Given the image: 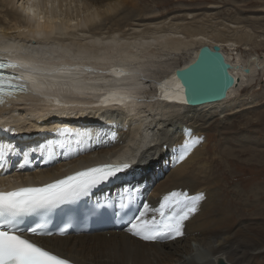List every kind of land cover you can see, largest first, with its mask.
<instances>
[{
    "label": "bare ground",
    "instance_id": "1",
    "mask_svg": "<svg viewBox=\"0 0 264 264\" xmlns=\"http://www.w3.org/2000/svg\"><path fill=\"white\" fill-rule=\"evenodd\" d=\"M26 1L0 0V8H7V14L14 22L6 24L0 19V39L24 48L31 46L35 49L39 46L57 51L70 50L73 53L94 50L97 56L118 45L119 56L114 66L123 67L125 71L133 73L119 78L120 84L135 90V94L145 98V103L134 108H121L117 105L105 106L102 95L81 96L53 91L50 93L51 100L41 102L39 99L20 95L16 101H9L10 106H0V129L11 127L25 134H29L30 130L46 132L45 144L58 147L51 160L65 157L66 154L68 157L75 154L72 159H66V163L61 164L65 162L61 160L44 169L37 168L35 172L37 178L32 181L43 183L53 180L71 174L76 169L86 166L85 163L108 156L112 150H118L120 147L123 150L129 145H143L145 148L140 150L142 153L139 161L146 164L144 168L152 172L151 188L146 187L145 191L147 203L152 208L158 207L163 197L172 191H186L189 194L201 191L204 194L198 211L185 222V235L176 240L148 242L128 232H113L110 236L103 234V237L99 233H83L65 238H47L46 246L80 264H219L217 262L219 258H223L227 264H250L249 259L264 251V239L256 241L255 238L259 239L260 236L255 237L256 229L247 225L243 227V237L238 234L242 228L240 225L236 227V212L232 209L234 204L231 202L228 205V200L220 194L223 179L228 177L227 181L231 183L239 178V175L234 177L218 175L219 179L211 181L215 174L212 169L214 163L202 164V160L205 159L204 145L198 147V144L185 160L176 163L173 158L174 162L168 165V159L166 160L164 154L168 150L164 146L170 145L168 152L176 154L186 138V130H191L194 136L199 137L200 133L213 123L220 128L224 127L225 117L231 114L226 113L228 108L238 109L241 106L239 105L241 99L236 91L242 94L248 87H255L254 84L259 78L264 79V53L259 54L257 49L252 48L264 46V34L256 35L252 32L246 24H242L244 18L241 16L227 14L230 16L228 18L227 15L221 16L220 12L216 11H206L204 20L189 21L188 19L195 18L192 10H182L180 15H173V11L160 16L155 8L146 10L147 6H140L139 0H74L78 5L72 7H69V4L71 5L73 0L71 2L41 0L45 6L48 3L52 4L50 13L44 14L46 20L54 23L58 31L46 40L33 41L28 33L17 30L20 28H28L29 32L33 30L24 10L19 7L20 4L26 7ZM64 1L65 8H62L60 4ZM11 5L15 7V11L10 9ZM220 7L217 5V8ZM63 15L65 17H62ZM109 41L113 43L109 44ZM205 44L221 46L227 60L234 66L231 71L237 83L224 100L190 106L183 100L185 96L183 87L175 71L178 67L186 66L193 61L200 47ZM183 54L190 57L181 62L179 57ZM11 58L18 57L13 55ZM61 58L65 64L73 63L70 57L64 58L62 53L58 59ZM79 63L94 68L103 67L106 70L108 68L107 65L97 63L96 59H82ZM255 63L260 64L261 71L258 73L252 70ZM246 68H249L250 72H246ZM73 75H79L82 83L92 81L91 86L95 87H100L101 81H108L105 87H110L116 80L115 77L102 76L99 73H84L83 67L79 73ZM57 79L63 82L71 78L67 74L57 73L53 80ZM238 85L241 86L237 89ZM165 90L173 97L172 99L163 98ZM56 100L60 101L59 105L55 103ZM239 110L241 109L236 112ZM258 115L257 122L248 118L245 124L262 123L264 115ZM13 120L18 123H13ZM80 122L84 123L85 127L79 124ZM103 125L106 126L108 135L116 133L126 141L122 142L119 138L120 143H113L107 139H102L103 141L100 139V143H82L92 138L94 134L102 132ZM63 129L70 131L68 133L58 131ZM2 132L0 130V134ZM14 134L15 131L6 132V137L13 139ZM76 137H80L78 142L72 143ZM61 138L67 141V145L60 143ZM29 139H34L32 148L41 153L43 150L36 145L41 140L35 139L34 136ZM257 140H252V144L257 143ZM242 147L245 150L244 154H249L245 158L235 157V149L231 147H228L226 156L235 163L240 159L262 161L264 143L259 144L257 149L252 146L251 148L240 146L241 149ZM83 149L85 153L82 157L76 155ZM132 150L129 147V151ZM236 151L239 155H244L239 149ZM219 160L220 163L224 161ZM32 164L36 165L37 162L33 161ZM157 165L160 171L154 170ZM26 180L28 181V178ZM153 181L155 183L151 184ZM242 184L246 185L244 182ZM14 185L15 183L12 186ZM255 201L261 204L256 188H252L245 193L243 202V208L250 214L264 210L262 206L255 209ZM151 215L149 213V217ZM241 240H244L246 247L241 244ZM207 250L210 254L206 253Z\"/></svg>",
    "mask_w": 264,
    "mask_h": 264
},
{
    "label": "snow or ice",
    "instance_id": "2",
    "mask_svg": "<svg viewBox=\"0 0 264 264\" xmlns=\"http://www.w3.org/2000/svg\"><path fill=\"white\" fill-rule=\"evenodd\" d=\"M19 7L24 10L33 30L29 32L28 28H20L17 29L18 31L28 33L33 41L46 40L50 35L56 34L57 27L50 20H46L44 14L46 8L52 7L51 3L45 6L41 0H27L26 7L24 4H20ZM118 47L117 45L97 56L94 50H81L73 53L70 50L59 49L57 51L39 46L35 49L31 46L24 48L0 39V106H10L9 101L17 100L20 95L30 96L41 102L51 100L50 93L53 91L81 96L102 95L105 106L117 105L134 108L138 104L145 103L142 95L135 94V90L124 87L119 82V78L133 75V73L125 71L123 67L114 66L119 56ZM61 53L64 58L70 57L73 63L65 64L62 58L58 59ZM13 55L18 58L12 59ZM82 59H96L97 63L107 65L108 68L106 70L103 67L94 68L81 65L79 61ZM210 62H214L213 58L203 55L200 63L195 67L190 66L189 71L181 73L189 89L191 87L193 96L197 91L196 77ZM222 64L221 61L217 68L221 83L228 79L226 71H219ZM81 67L84 73H99L102 76L115 77L116 80L110 87H105L108 81H101L100 87L91 86L92 81L82 83L79 75H73V73H79ZM57 73L67 74L71 79H65L63 82L58 79L53 80V76ZM161 87L163 88V85ZM163 98L172 99L173 97L165 90ZM183 100L185 103L189 102L187 96H184ZM55 103L59 105L60 101L56 100ZM0 130L16 131L11 127ZM58 131L68 133L70 130ZM185 137L177 149L176 163L185 160L202 139L194 136L191 130H186ZM112 141L120 143L119 137L115 134L112 136ZM129 147L133 150L129 151ZM129 147H124L123 152L117 156V160L122 162H103L95 166H83L71 174L38 185L29 182L7 189L0 188V264H76L75 261L47 249L28 237L29 235H53L46 229V225L51 215L63 206L91 201L92 206L88 209L90 215L101 214L109 210L119 214L134 208L138 189L130 186H123L114 195L109 193L103 200H92L94 191L101 185L118 179L121 174L133 168L143 145H129ZM30 151L35 152L36 149ZM9 156L22 158L17 165V170L23 169L30 163L29 150H20L11 142H0V170H8ZM203 199L202 192L189 194L186 191H172L163 197L158 207L152 208L145 202L138 212L128 214L126 230L143 241L176 240L185 235V222L198 211V205ZM149 213L152 214L150 217ZM30 216L38 217V220L34 224L23 226L25 218ZM69 227L70 224H65L58 234L61 236L67 234Z\"/></svg>",
    "mask_w": 264,
    "mask_h": 264
},
{
    "label": "rangeland",
    "instance_id": "3",
    "mask_svg": "<svg viewBox=\"0 0 264 264\" xmlns=\"http://www.w3.org/2000/svg\"><path fill=\"white\" fill-rule=\"evenodd\" d=\"M69 1L71 2V0ZM65 3H66L65 1L61 2L60 5L62 8H65ZM74 5H78V4H77V1L73 0L71 2V5L69 4V7H72ZM139 5L144 6V7L147 6L146 10H149L150 8L151 9L155 8L159 12L160 16L166 15L168 12H173V11L174 12L176 11L175 13L173 12V15L175 14L180 15L182 13V10H192L193 14H195V18L188 19L189 21L204 20L205 18L204 14L206 11L207 12L208 11L220 12L221 16L223 15L226 16L227 14L230 16H233V15L241 16L244 18L242 24L244 25L246 24V26L250 30H252V32H254L256 35L264 34V28H263L264 27V0H139ZM211 5H214V7ZM217 5L218 6L220 5L221 7L217 8ZM10 9L15 11V7L13 5L10 6ZM230 16H228V18H230ZM62 17H65V15H63ZM0 19L6 24L14 23L11 20V17H9L7 14V8H2V9L0 8ZM252 48L257 49L259 54L264 53V46H256ZM187 55L186 54L180 55L179 61L184 62L185 60H187V58L190 57ZM192 56H193V53L191 57ZM259 67H260V64L258 63H255V65H252V70L254 71V73H258L261 71V68ZM254 85L255 87H248L247 90H245L242 94H239L237 90L238 88H240L241 85L237 86L236 92H237V95L241 99L240 104H239L241 105L239 107L241 110L236 112V110H238L239 108L238 109L228 108L226 113H231V114L228 115L227 118L225 117L224 125H223L224 127L220 128L217 125H215V123H213L211 126L209 125L210 127L208 128L206 127L207 129L203 130V132H201L199 135V137L202 139H201V142L198 144V147L199 145L200 146L204 145L205 159L202 160V164L209 163L211 165V162H213L214 165H217V166L213 165L212 169L214 170L215 174L212 173L214 175L211 177V181H215V179H219L220 176L221 177H224V176L234 177L235 175H239V178H237L234 182H231V183L227 181L228 177L224 178L223 179L224 184L222 185V190L220 194H222L225 200H228V205L231 202H233L234 204L232 209L236 212L235 213V216L237 219L235 220L237 223L236 227L240 225L239 227L242 228L241 229L242 231H240L241 233L239 232L238 234L243 237L244 235L243 227L244 226L246 227L247 225L253 228L254 230L256 229L255 230L256 232L254 231V236L255 237L260 236L259 237L260 240L258 239V237L257 238L254 237V238L256 239V241H261L264 239L263 237L264 236L263 235L264 233V210L263 212L257 210V211H254L252 214H250L248 213L246 209L243 208V202H244L245 193L247 191H250L252 188H256L257 195L259 196V202H261V204L256 203L255 201L254 208L257 209L260 206L264 207V157L262 156L261 162L259 160H256L257 162L255 161L251 162V161H244L243 159H240L239 162L235 163L234 161L230 160V157L226 156L228 153L227 151H229L228 147H231L235 149V152H234L235 157L245 158L249 154H244L245 150L243 149V147L241 149L240 146H247L250 148L252 146L253 148L257 149L259 148V144L264 143V133H263L264 132V119L262 123L260 124H257V123H249L247 125L245 124L248 118H252L254 119V122H257V118L259 116L258 114L264 115V79L259 78V81L255 83ZM247 103L251 104V106H248ZM245 107H247V109H244ZM4 119L12 120L11 118H8V119L4 118ZM16 122L15 120H13V123H16ZM64 123H66L65 120H64ZM38 125H39V122H38ZM255 139H258L257 143L252 144V140H255ZM43 145H46V144L44 143ZM164 147L166 150L169 151L170 145L166 144ZM144 148L145 147H143V149ZM40 149L43 150V148L41 147ZM237 149L242 151L244 155H239V153H237L236 151ZM168 151H166L164 154L166 155V160L168 159L167 164L169 165L171 164V162H173V158L176 157V154H171ZM219 157H225V158H219ZM216 158L224 159V161L220 163V160ZM212 159L213 161H211ZM195 166H198V165H195ZM156 169H158V166L156 167ZM243 182L246 185H243L242 184ZM216 187L218 190V186ZM200 192L201 191H197L192 194H196ZM253 200H254V197L252 198V201ZM237 207H239V209ZM241 244L245 247L247 246L245 245L244 240H241ZM207 251L206 253L210 254L209 253L210 251L208 252ZM249 263L250 264L251 263L264 264V251L261 253H257L254 258L249 259Z\"/></svg>",
    "mask_w": 264,
    "mask_h": 264
},
{
    "label": "water",
    "instance_id": "4",
    "mask_svg": "<svg viewBox=\"0 0 264 264\" xmlns=\"http://www.w3.org/2000/svg\"><path fill=\"white\" fill-rule=\"evenodd\" d=\"M203 55H205V57L210 56L213 58L214 62H210L204 66L203 70L196 77L197 91L195 96H193L191 87L189 89L188 84L182 79L181 73L189 71L190 66L195 67L196 64L200 63V58ZM221 61L223 64L222 67L219 68V71H226L228 77V79H225L222 83L217 72V68ZM233 68V64L227 60L220 45H202L193 61L186 66L178 67L175 71L176 76L183 87L184 95L189 98V102L187 104L190 106H198L224 100L228 96L230 89L237 83V79L231 71ZM245 71L250 72V69L246 68ZM183 75L184 74H182V76ZM229 81H231V83H229ZM217 262H219V264H227L223 258H219Z\"/></svg>",
    "mask_w": 264,
    "mask_h": 264
}]
</instances>
